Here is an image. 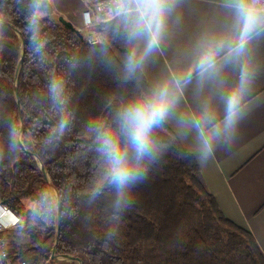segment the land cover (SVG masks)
Here are the masks:
<instances>
[{
	"label": "trees",
	"instance_id": "1",
	"mask_svg": "<svg viewBox=\"0 0 264 264\" xmlns=\"http://www.w3.org/2000/svg\"><path fill=\"white\" fill-rule=\"evenodd\" d=\"M58 17L49 0H0V203L21 220L5 233L14 257L60 264L50 258L55 199L18 142L20 41L9 24L25 42L21 141L60 193L58 253L83 264H264L252 234L223 215L163 117L145 150L134 146V110L155 99L133 54L103 29L89 44ZM125 168L131 175L120 183Z\"/></svg>",
	"mask_w": 264,
	"mask_h": 264
},
{
	"label": "crops",
	"instance_id": "2",
	"mask_svg": "<svg viewBox=\"0 0 264 264\" xmlns=\"http://www.w3.org/2000/svg\"><path fill=\"white\" fill-rule=\"evenodd\" d=\"M49 2L84 33L87 0ZM134 2L96 16L85 39L103 26L133 54L223 215L264 254V0Z\"/></svg>",
	"mask_w": 264,
	"mask_h": 264
},
{
	"label": "water",
	"instance_id": "3",
	"mask_svg": "<svg viewBox=\"0 0 264 264\" xmlns=\"http://www.w3.org/2000/svg\"><path fill=\"white\" fill-rule=\"evenodd\" d=\"M59 20L70 30L75 31L79 37L81 39H83L82 34L80 33L79 30H77L70 22L64 20L62 17H59ZM0 23H4L2 20H0ZM10 27H12L15 32L18 35L19 41H20V52L17 58V63H16V67L14 70V78H13V94H14V99L17 105V109H18V118H19V134H18V142L21 146V148L36 162V165L38 167V170L40 172V174L42 175V177L44 178L45 182L47 183L50 191L53 194V197L55 199V212H56V234L54 237V241H53V245L50 251V258L54 259V260H61V261H69V262H74L75 264H83V261L81 258L79 257H75L72 256L70 254H64V253H58L57 252V241H58V236H59V232H60V223H61V199H60V193L59 190L57 188V186L55 185V183L50 179V177L48 176V174L45 172L44 170V166L42 164L41 159L39 158V156L34 153L31 152L29 149H27L24 144L21 141V131L23 128V119H22V106L19 100V96H18V85H17V81H18V76L20 73V69L23 63V59H24V50H25V42H24V37L22 36V34L19 32V30L9 24Z\"/></svg>",
	"mask_w": 264,
	"mask_h": 264
},
{
	"label": "built area",
	"instance_id": "4",
	"mask_svg": "<svg viewBox=\"0 0 264 264\" xmlns=\"http://www.w3.org/2000/svg\"><path fill=\"white\" fill-rule=\"evenodd\" d=\"M89 8L83 12L84 28L91 27L94 24L96 16H113L120 8L121 0H87ZM89 44H96L99 41L97 36H91L86 39ZM12 212L5 205H0V264H49L48 260L36 259L33 257L15 258V253L10 247V243L5 233L20 224L21 220L16 217L14 221L6 224L1 222V217L6 213Z\"/></svg>",
	"mask_w": 264,
	"mask_h": 264
},
{
	"label": "clouds",
	"instance_id": "5",
	"mask_svg": "<svg viewBox=\"0 0 264 264\" xmlns=\"http://www.w3.org/2000/svg\"><path fill=\"white\" fill-rule=\"evenodd\" d=\"M166 107L167 100L161 97L155 101L143 102L134 110L133 121L135 127L131 139L138 151L143 152L147 147L148 130L159 118L163 117ZM130 175V171L125 168L118 170L115 178L120 183H124Z\"/></svg>",
	"mask_w": 264,
	"mask_h": 264
},
{
	"label": "rangeland",
	"instance_id": "6",
	"mask_svg": "<svg viewBox=\"0 0 264 264\" xmlns=\"http://www.w3.org/2000/svg\"><path fill=\"white\" fill-rule=\"evenodd\" d=\"M60 17V16H59ZM58 17V18H59ZM103 26H100L99 28H98V30L99 29H103L104 30V28H102ZM94 30H96V29H94L93 27H89V28H87V29H85L84 30V33L82 32V35H83V37L84 38H87L88 36H90V35H92V34H94L95 32H94ZM98 32V31H97ZM11 231V230H10ZM13 231V230H12ZM11 231V232H12ZM9 232V231H8ZM57 261H60V264H62V263H64V262H69V261H61V260H57Z\"/></svg>",
	"mask_w": 264,
	"mask_h": 264
},
{
	"label": "bare ground",
	"instance_id": "7",
	"mask_svg": "<svg viewBox=\"0 0 264 264\" xmlns=\"http://www.w3.org/2000/svg\"><path fill=\"white\" fill-rule=\"evenodd\" d=\"M4 217H6V218H7V217L10 218V220H9L8 222L14 221V220H15L14 218H16V217H15L13 214H11L10 212H6V213L1 217V222H2V223H4L3 220H2ZM16 219H17V218H16ZM8 222H7V223H8ZM4 224H6V223H4Z\"/></svg>",
	"mask_w": 264,
	"mask_h": 264
}]
</instances>
